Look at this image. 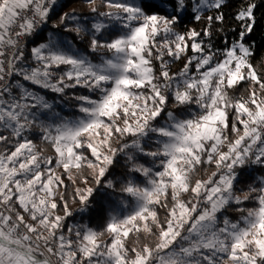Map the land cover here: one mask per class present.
Instances as JSON below:
<instances>
[{
	"label": "snow or ice",
	"instance_id": "obj_1",
	"mask_svg": "<svg viewBox=\"0 0 264 264\" xmlns=\"http://www.w3.org/2000/svg\"><path fill=\"white\" fill-rule=\"evenodd\" d=\"M229 2L0 0V264H264V0L231 39Z\"/></svg>",
	"mask_w": 264,
	"mask_h": 264
},
{
	"label": "trees",
	"instance_id": "obj_2",
	"mask_svg": "<svg viewBox=\"0 0 264 264\" xmlns=\"http://www.w3.org/2000/svg\"><path fill=\"white\" fill-rule=\"evenodd\" d=\"M61 3L64 4V7L62 9H60V11H69L72 8H76L77 11H86V9H84L82 7V0H61ZM241 4H242V0H230L229 6L225 9L226 23H225L224 27L227 30V34L229 35L230 39L232 36V33L230 30L233 27H238L235 20L233 19L232 14L241 6ZM262 12H264V5H261V8L258 12V15H260V13H262ZM208 14H211V13H206V15H208ZM56 18L57 17L54 16L53 20H55ZM185 24H187L190 27H197V28L203 27L202 24H197L191 20H186ZM215 39H216L217 47H222V40H221L219 34H217ZM252 39L255 40L256 46H257L256 56H255V59L253 60V64L258 69L264 70V68H261V65H264V20H261L260 26H258L255 29V32L252 35ZM181 66H182L181 63L173 64L172 70L175 71ZM245 87H246V85H245ZM241 91H243V88H241ZM65 111L67 112L68 109H66ZM49 154H51L50 149H49ZM243 206L253 207L254 205L246 202L245 205H243ZM229 215H230V218H232L234 220L239 217V213L234 211V210H230ZM96 223H97L96 221H93V226H95Z\"/></svg>",
	"mask_w": 264,
	"mask_h": 264
},
{
	"label": "rangeland",
	"instance_id": "obj_3",
	"mask_svg": "<svg viewBox=\"0 0 264 264\" xmlns=\"http://www.w3.org/2000/svg\"><path fill=\"white\" fill-rule=\"evenodd\" d=\"M238 218H239V217H238ZM238 218H237V219H238ZM233 220H234V219H233Z\"/></svg>",
	"mask_w": 264,
	"mask_h": 264
}]
</instances>
